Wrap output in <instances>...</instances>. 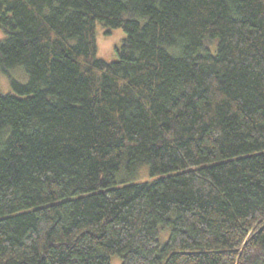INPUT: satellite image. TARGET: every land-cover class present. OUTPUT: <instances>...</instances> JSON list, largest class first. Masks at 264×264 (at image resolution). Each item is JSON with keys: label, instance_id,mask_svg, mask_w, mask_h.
I'll return each mask as SVG.
<instances>
[{"label": "trees", "instance_id": "1", "mask_svg": "<svg viewBox=\"0 0 264 264\" xmlns=\"http://www.w3.org/2000/svg\"><path fill=\"white\" fill-rule=\"evenodd\" d=\"M0 30V264H264V0H0Z\"/></svg>", "mask_w": 264, "mask_h": 264}, {"label": "rangeland", "instance_id": "2", "mask_svg": "<svg viewBox=\"0 0 264 264\" xmlns=\"http://www.w3.org/2000/svg\"><path fill=\"white\" fill-rule=\"evenodd\" d=\"M126 38V33L123 28H107L103 23L98 22L96 26V39L98 52L97 56L99 58L106 59L108 61H113L117 59V48L120 47ZM5 39L4 31L0 30V42ZM217 43V40H216ZM208 47L214 48L215 42L207 43ZM11 76L21 82L27 83L29 80V75L23 67H16L11 70ZM0 90L3 93L15 94L11 84L10 76L4 74L0 71ZM122 177V178H121ZM159 176L153 177L150 174V169L148 165H143L139 167L134 173L129 175H120L118 180L120 185L124 184H137L145 182H153L157 180ZM169 238V231H162L160 234V240L165 243ZM111 264H122V259L120 256L115 255L111 259Z\"/></svg>", "mask_w": 264, "mask_h": 264}]
</instances>
